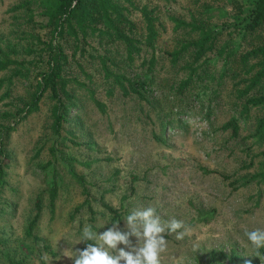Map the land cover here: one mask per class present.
<instances>
[{"label": "rangeland", "instance_id": "1", "mask_svg": "<svg viewBox=\"0 0 264 264\" xmlns=\"http://www.w3.org/2000/svg\"><path fill=\"white\" fill-rule=\"evenodd\" d=\"M16 2L0 0L2 41L20 40L8 12ZM189 6L181 0L163 10L186 16ZM171 32L163 36L157 56L164 55L175 39ZM17 58L29 67L33 60L25 54ZM141 63L138 59L125 71L132 78L143 75ZM86 67L94 72L88 64ZM185 73L178 64L161 59L153 74L151 121L146 118V106L141 108L135 98H122L118 91L116 99L110 97L96 72L93 88L96 97L106 103V113L84 90L71 84L81 102L67 115L66 128L75 132L80 145L66 135L54 134L53 103L48 98L40 113L16 126L8 139V167L0 182V264H74L64 251L72 250L75 255L74 251L94 243H78L85 225L102 233L119 222L120 230L127 232L125 217L147 207L155 208L163 221L174 218L189 229L182 240L175 234L166 235L168 249L162 264H264L263 255L256 256L244 235L246 230L264 228V184L252 179L264 169V145L250 148V142L221 129L230 115L226 103L209 118L201 111L207 98L197 100L198 94L181 98L169 92V85ZM34 75L36 72L29 80L18 81L12 97L27 99ZM229 95L222 94L225 102ZM7 104L8 100H0V124L4 123L2 113L12 111ZM10 120L6 124L18 119ZM52 148H56L58 160ZM71 169L85 178L88 194L69 174ZM54 184L58 197L53 211L49 191ZM103 204L118 210L120 221H114ZM130 239L133 245L137 243L135 237ZM119 247L131 250L123 244ZM232 255L238 257L236 263H231Z\"/></svg>", "mask_w": 264, "mask_h": 264}, {"label": "trees", "instance_id": "2", "mask_svg": "<svg viewBox=\"0 0 264 264\" xmlns=\"http://www.w3.org/2000/svg\"><path fill=\"white\" fill-rule=\"evenodd\" d=\"M180 1L17 0L9 8L20 40H0V100H8L12 110L2 113L4 123L0 124V182L8 167V139L17 125L42 111L45 98L53 103L50 116L54 134L66 135L74 145H80L75 132L66 128L67 115L81 102L71 84L84 90L106 113V103L96 97L93 88L97 84L95 72L110 97L116 99L118 91L122 98H135L141 108L146 106V118L151 121L155 110L153 74L162 58L186 72L169 85V92L181 98L186 94H198L197 100L207 98L201 111L209 118L226 103L230 115L221 129L250 142V148L264 145V0H186L190 5L186 16L163 10ZM169 30L175 39L164 55L157 56ZM20 54L33 58L30 67L17 58ZM138 59L144 72L132 78L125 69ZM86 64L93 73L87 71ZM34 72L29 97H12L17 82L29 80ZM222 94H230L227 102ZM10 119L18 120L6 124ZM51 152L58 160L56 148ZM69 174L88 194L85 178L73 169ZM252 179L264 184V169ZM57 197L58 185L54 184L49 191L53 211ZM103 205L114 221H120L118 210ZM33 227L30 225L29 234ZM260 253L264 257V251ZM237 260L231 256V263Z\"/></svg>", "mask_w": 264, "mask_h": 264}, {"label": "clouds", "instance_id": "3", "mask_svg": "<svg viewBox=\"0 0 264 264\" xmlns=\"http://www.w3.org/2000/svg\"><path fill=\"white\" fill-rule=\"evenodd\" d=\"M125 221L127 232L120 230L119 222L102 233L93 232L90 225H85L78 243H94L74 251L75 255L72 250H65L64 255L73 259L74 264H162L161 257L168 249L166 235L175 234L176 239L182 240L189 231L183 221L174 218L163 221L153 207L133 210ZM244 235L256 256L260 257V249H264V228L246 230ZM130 237L136 238L135 245ZM121 244L131 250L120 248ZM42 259L47 261L48 258L44 256Z\"/></svg>", "mask_w": 264, "mask_h": 264}]
</instances>
